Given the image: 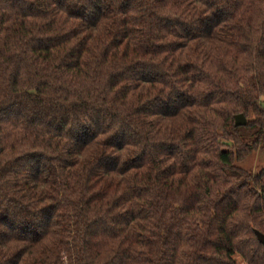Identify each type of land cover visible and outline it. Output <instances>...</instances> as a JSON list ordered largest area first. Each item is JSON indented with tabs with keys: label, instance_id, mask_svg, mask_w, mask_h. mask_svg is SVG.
Instances as JSON below:
<instances>
[{
	"label": "trees",
	"instance_id": "obj_1",
	"mask_svg": "<svg viewBox=\"0 0 264 264\" xmlns=\"http://www.w3.org/2000/svg\"><path fill=\"white\" fill-rule=\"evenodd\" d=\"M258 150L264 0H0V264H264Z\"/></svg>",
	"mask_w": 264,
	"mask_h": 264
},
{
	"label": "rangeland",
	"instance_id": "obj_2",
	"mask_svg": "<svg viewBox=\"0 0 264 264\" xmlns=\"http://www.w3.org/2000/svg\"><path fill=\"white\" fill-rule=\"evenodd\" d=\"M237 165L250 173L257 172L264 165V151H255L247 160ZM234 259L236 264H244L238 256H234Z\"/></svg>",
	"mask_w": 264,
	"mask_h": 264
},
{
	"label": "water",
	"instance_id": "obj_3",
	"mask_svg": "<svg viewBox=\"0 0 264 264\" xmlns=\"http://www.w3.org/2000/svg\"><path fill=\"white\" fill-rule=\"evenodd\" d=\"M246 123H247V119L243 115H237L234 117L235 127L245 126ZM254 235L256 236L259 243L264 244V236L261 233L254 231Z\"/></svg>",
	"mask_w": 264,
	"mask_h": 264
}]
</instances>
